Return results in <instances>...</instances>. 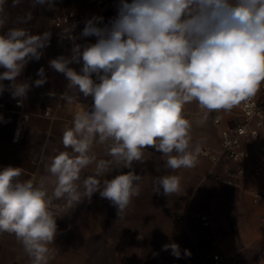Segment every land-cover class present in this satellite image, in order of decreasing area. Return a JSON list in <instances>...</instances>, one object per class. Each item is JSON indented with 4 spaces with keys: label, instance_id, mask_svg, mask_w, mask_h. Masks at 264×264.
Listing matches in <instances>:
<instances>
[{
    "label": "clouds",
    "instance_id": "1",
    "mask_svg": "<svg viewBox=\"0 0 264 264\" xmlns=\"http://www.w3.org/2000/svg\"><path fill=\"white\" fill-rule=\"evenodd\" d=\"M20 4L12 0L11 6ZM46 4L53 6L52 0H31L32 8ZM7 7V0H0V29L9 23ZM30 20L27 11L16 17L17 26L0 34V94L10 90L18 106L31 87L18 78L31 60H40L51 36L19 26ZM102 21L88 19L81 33L95 36V43H75L66 28L71 55L49 61L68 81L58 99L69 104L81 94L92 99L90 107L75 111L62 133V144L71 151L53 156L49 175L36 184L20 179L21 167L0 170V233L14 234L31 264H48L59 214L85 198L90 201L98 192L123 218L140 195L141 176L133 164L145 161V149L163 154L166 169L197 165L201 149L192 143L193 121L185 117V105L198 104L203 115L196 123L203 124L211 112L251 101L264 83V0H120L116 17L100 26ZM81 62L79 71L71 66ZM37 75L33 84L41 87L47 82L45 69ZM94 144L105 145L109 159H98ZM92 165V174L82 179ZM123 168L132 170L105 178ZM161 190L165 196L179 192L180 176L156 177L153 191ZM61 200L62 205L55 203ZM168 249L181 256L178 244L165 245Z\"/></svg>",
    "mask_w": 264,
    "mask_h": 264
},
{
    "label": "crops",
    "instance_id": "2",
    "mask_svg": "<svg viewBox=\"0 0 264 264\" xmlns=\"http://www.w3.org/2000/svg\"><path fill=\"white\" fill-rule=\"evenodd\" d=\"M119 2L115 0L112 8L102 12L89 0H63L51 8L47 4L32 8L31 0H21L13 8L12 0H7L10 19L0 34L17 26V16L31 11L32 20L19 26L27 27L33 34L48 31L51 36L40 60H31L18 78L31 85L22 106H18L10 90L0 94V117L3 118L0 120V170L6 166L21 167L20 179L36 184L49 175L47 166L53 156L60 151H71L64 148L62 133L71 125L75 111L90 107L92 99L82 94L71 104L58 99L67 90L68 81L50 67L49 61L61 55L70 56L73 41L66 43L55 37L52 19L65 11L77 10L83 26L74 34L75 43L84 45L88 38L81 36L85 22L103 17L100 26L108 24L116 17ZM89 37L92 43L96 42L95 36ZM71 66L79 71L82 62ZM41 67L45 69L47 82L35 87L33 82L40 78L37 72ZM3 71L0 68V73ZM50 92L56 96H50ZM46 108H49L48 115L44 114ZM184 112L193 121V145L208 147L212 152L220 148V127L233 125L235 121L232 113L224 112L220 114L221 124L215 125L216 113L211 112L205 123L197 124L203 113L196 102L185 105ZM260 143H264V131ZM105 150L106 146L100 144H94L92 149L98 159H109ZM252 153L258 154L255 147ZM144 157L143 163L133 164L135 173L141 176L140 195L133 197L123 218L118 217L116 207L98 192L90 201L85 198L69 213L57 218V235L49 245L53 251L48 264H213L215 253L225 257L222 264H264V208L250 199L254 184L227 185L222 181L226 168L236 163L225 156L214 162L199 154L195 167L173 171L165 168L167 158L154 149H145ZM261 158L264 172V153ZM93 168L94 165L85 169L81 178L92 174ZM130 170H114L105 178ZM165 174L180 176L179 192L165 196L162 190L161 193L153 191L155 178ZM199 215L207 217L208 225L202 224ZM173 242L180 247L179 258L171 254V249L164 250L165 245ZM185 250L190 255H185ZM0 264H31L14 234L0 233Z\"/></svg>",
    "mask_w": 264,
    "mask_h": 264
},
{
    "label": "built area",
    "instance_id": "3",
    "mask_svg": "<svg viewBox=\"0 0 264 264\" xmlns=\"http://www.w3.org/2000/svg\"><path fill=\"white\" fill-rule=\"evenodd\" d=\"M94 3L98 10L108 11L114 6L115 0H89ZM63 0H52L55 7L60 5ZM55 27V37L71 43L73 40L68 38L65 29L71 30V36L81 31L83 19L77 10H68L52 19ZM86 44L92 43L90 37L85 39ZM86 108V107H84ZM83 108V109H84ZM82 109V110H83ZM231 111H215L213 118L215 125H220L221 113H232L234 124L220 127V148L212 152L208 147L200 148V154L208 157L214 162H218L221 156H225L230 161L236 163L234 167L226 168V177L222 181L227 185L239 184L241 182H251L254 184L250 189V199L253 204L264 208V172L261 166V154L264 153V143H260L262 132L264 131V83L256 96L246 104L242 103ZM44 114H49V108L44 110ZM256 148L258 154L252 153ZM57 204H63L64 201H55ZM61 212L59 215H62ZM204 226L208 225V219L205 215H199ZM264 222V215L262 216ZM212 244L215 241L211 240ZM213 264H222L225 257L219 253L213 255Z\"/></svg>",
    "mask_w": 264,
    "mask_h": 264
}]
</instances>
